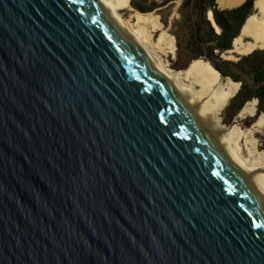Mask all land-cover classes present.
Wrapping results in <instances>:
<instances>
[{
	"label": "water",
	"instance_id": "obj_1",
	"mask_svg": "<svg viewBox=\"0 0 264 264\" xmlns=\"http://www.w3.org/2000/svg\"><path fill=\"white\" fill-rule=\"evenodd\" d=\"M0 264H264V184L103 0H0Z\"/></svg>",
	"mask_w": 264,
	"mask_h": 264
},
{
	"label": "bare ground",
	"instance_id": "obj_2",
	"mask_svg": "<svg viewBox=\"0 0 264 264\" xmlns=\"http://www.w3.org/2000/svg\"><path fill=\"white\" fill-rule=\"evenodd\" d=\"M106 8L132 34L149 59L163 73H172L178 91L222 134L223 142L242 160L246 167L264 184V150L256 136L264 130V111H258V99H249L239 110L236 122L228 125L223 110L239 89V82L225 79L216 66L203 57L195 58L185 68H173L166 58L177 49L176 37L163 27L159 15L154 12L135 10L125 17L124 9L133 8L132 0H103ZM245 0H217L222 7H234ZM255 10L245 19L239 34L233 40V47L226 58L239 59V55L250 54L264 48V0H254ZM216 30L213 12H208ZM159 34L156 36V32ZM156 36V37H155ZM222 55V54H221ZM222 57V56H221ZM255 116L250 126L243 127L239 119ZM264 132V131H263Z\"/></svg>",
	"mask_w": 264,
	"mask_h": 264
},
{
	"label": "trees",
	"instance_id": "obj_3",
	"mask_svg": "<svg viewBox=\"0 0 264 264\" xmlns=\"http://www.w3.org/2000/svg\"><path fill=\"white\" fill-rule=\"evenodd\" d=\"M170 1L172 0H164L163 3ZM253 1L245 0L238 6L223 8L217 0H183L180 8L182 19L178 20L179 25H186L190 31L188 48L193 54L187 60L205 56L223 76H229L231 80L241 84L232 99V103L236 104L235 111L255 97L259 99V112L264 111V48L242 55L238 60L221 57L223 52L233 47L234 38L252 12ZM149 3L150 0H132V4L143 11L153 8L148 7ZM210 10L221 32L216 30L209 18Z\"/></svg>",
	"mask_w": 264,
	"mask_h": 264
},
{
	"label": "rangeland",
	"instance_id": "obj_4",
	"mask_svg": "<svg viewBox=\"0 0 264 264\" xmlns=\"http://www.w3.org/2000/svg\"><path fill=\"white\" fill-rule=\"evenodd\" d=\"M163 1L164 0H150L148 7H153V8L151 10L144 11V12H154L158 14L160 21L163 23V27L176 37L177 49H176L175 55L171 53L166 58H168L171 61V66H173V68H180V69L185 68L184 66L189 65L191 62L187 60V57L192 55L193 53L191 49L188 48V40L190 36L189 28H187L186 25L181 26L178 24V20L182 19V13L180 11V8H181L183 0H172L166 4H164ZM137 9L141 10L133 5V8L124 9L122 10V13L125 17H129V15ZM253 10H255L254 1H253L252 11ZM158 34H159V31L156 32V36ZM177 34H179V36ZM180 42L181 44H179ZM258 49H262V48H258ZM224 53H229V51L227 50L223 52L222 57H225ZM243 55H247V54H243ZM239 56L241 57L242 54ZM201 57L206 58L205 56H201ZM233 60H238V59H233ZM224 78L227 79L230 77L224 76ZM240 87H241V84L239 85V89ZM233 97L231 99H233ZM258 103H259V99H258ZM235 107H236V104L232 103V100H230L223 110L222 114L224 117V121L228 125H231L232 123L236 122V119L238 117L239 110L235 111ZM254 119H255V116L248 115L246 118H243V119L240 118L238 123H240L243 127H247L252 124ZM263 131L257 132L256 136L259 138L261 142L260 148L264 150V132Z\"/></svg>",
	"mask_w": 264,
	"mask_h": 264
}]
</instances>
